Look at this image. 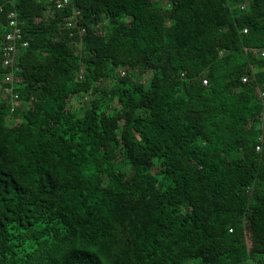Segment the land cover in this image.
Wrapping results in <instances>:
<instances>
[{"label":"trees","instance_id":"obj_1","mask_svg":"<svg viewBox=\"0 0 264 264\" xmlns=\"http://www.w3.org/2000/svg\"><path fill=\"white\" fill-rule=\"evenodd\" d=\"M56 1L0 0V264H264V0Z\"/></svg>","mask_w":264,"mask_h":264},{"label":"built area","instance_id":"obj_2","mask_svg":"<svg viewBox=\"0 0 264 264\" xmlns=\"http://www.w3.org/2000/svg\"><path fill=\"white\" fill-rule=\"evenodd\" d=\"M69 1L70 0L56 1V8L64 7L69 3ZM9 16L12 17L9 21L10 29L4 35L5 43L2 48V65L7 69V72L4 74L3 85H0V90L2 89L4 92L12 94V83L14 81L13 74L16 70V47L19 43L18 41L21 39V30L17 27L16 20L13 18V14H10ZM243 31L246 32V29ZM23 45H26V43L24 42ZM261 55L264 56V50L261 51ZM242 81H246V77H243ZM202 83L206 84L207 81L204 79ZM14 97H16V95L12 96V98ZM261 122L264 124V112L261 116ZM256 149L259 150L260 146L257 145Z\"/></svg>","mask_w":264,"mask_h":264}]
</instances>
